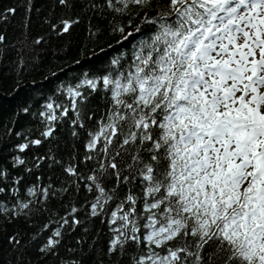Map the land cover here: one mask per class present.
I'll list each match as a JSON object with an SVG mask.
<instances>
[{"label":"snow or ice","instance_id":"obj_1","mask_svg":"<svg viewBox=\"0 0 264 264\" xmlns=\"http://www.w3.org/2000/svg\"><path fill=\"white\" fill-rule=\"evenodd\" d=\"M57 3L68 6L69 0ZM86 3L94 12L114 14L111 30L124 39L132 34L125 32L133 16L152 32L138 45L126 72L85 73L77 84L66 86L68 106L46 103L40 113L43 139L25 137L16 151L25 154L40 146L68 118L74 129L85 130L82 162H94V167L85 176L76 164H61L67 177L61 188L37 183L27 187L29 198L23 199L18 187L23 177L11 178L0 166V197L15 198L11 206L0 200V226L49 211L50 198L69 187L79 190L83 181L89 193H96L87 203L88 215L108 217V254L124 256L128 264H264V0ZM154 7L155 15H149L146 10ZM7 12L14 14L15 9ZM116 16L130 17L128 24ZM0 18L6 19L3 13ZM78 22L49 21L58 35ZM4 41L0 35V44ZM101 87L109 94L107 106L89 130L85 121L95 114L87 110L88 96L81 89L95 92ZM12 159L14 168L26 165L22 155ZM45 159L61 163L41 156L33 168ZM113 201L119 203L107 213ZM79 212L72 205L55 221L57 227L39 253L56 254L62 229L80 225ZM49 228L46 223L42 231ZM6 240L23 253L19 232ZM129 248L137 254L129 256Z\"/></svg>","mask_w":264,"mask_h":264},{"label":"trees","instance_id":"obj_2","mask_svg":"<svg viewBox=\"0 0 264 264\" xmlns=\"http://www.w3.org/2000/svg\"><path fill=\"white\" fill-rule=\"evenodd\" d=\"M9 8H14L15 13H8ZM146 11L155 15L157 9ZM0 13L6 17L0 18V35L5 36L4 43L0 44V166L8 169L11 178L23 177L18 186L19 196L28 199L27 187L37 183L47 186L51 182L55 188H61L67 179L61 164L74 163L86 176L94 162H82L87 135L84 129H74L68 118H62L55 125L53 137L45 139L38 147H31L25 154L18 153L15 145L24 142L25 137L43 139L40 133L45 128V121L40 113L46 110V103L51 100L68 106L66 86L77 84L85 73L92 77L126 72L133 53L152 29L142 24L140 17L133 16L131 26L125 32V35L132 34L124 39L111 30L114 14L94 12L88 8L86 0H69L68 6L59 5L57 0H0ZM143 14L141 12V16ZM62 18L79 22L67 34L58 35L49 21L58 23ZM129 19L128 16L115 17L116 21L124 24H128ZM137 26L140 32L135 31ZM41 37V43L36 44L35 41ZM113 59H119V65H113ZM81 90L88 96L85 102L87 110L95 114L92 121H85L87 128L93 130L95 120L105 112L109 94L102 87L95 92ZM25 107L28 112L23 111ZM74 130L77 136L72 135ZM18 154L26 160V165L14 168L12 158ZM49 155L61 163L53 164L50 159H45L39 168H33L36 157ZM26 168H32V172L25 171ZM37 177H40L39 181ZM107 186L111 188L112 184ZM95 195L84 188L82 181L79 190L69 187L67 193L50 198L46 202L49 211L31 214L27 220L21 217L3 222L0 226V264H72V261L80 264H128L126 257L107 252L111 237L108 217L92 218L88 215L87 203ZM0 200H5L8 206L15 203V198L0 197ZM117 203L119 201L110 202L106 212L115 210ZM72 205L80 209L77 214L80 225L62 229L63 237L55 255L39 253V247L57 227L55 221L64 216ZM46 223H50V228L42 231ZM16 232L23 238V253L15 251L7 243L6 237ZM33 236L36 239L33 240ZM136 254L133 248H129V256Z\"/></svg>","mask_w":264,"mask_h":264}]
</instances>
